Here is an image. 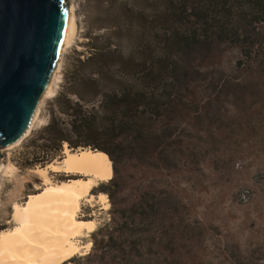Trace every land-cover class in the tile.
<instances>
[{
  "label": "rangeland",
  "instance_id": "obj_1",
  "mask_svg": "<svg viewBox=\"0 0 264 264\" xmlns=\"http://www.w3.org/2000/svg\"><path fill=\"white\" fill-rule=\"evenodd\" d=\"M224 1L66 0L77 28L59 56L53 91L43 99L28 135L0 148V232L13 228V206L44 187L37 169L60 165L65 151L91 150L64 143L51 163L22 164L31 136L56 114L55 98L65 93L76 100L73 93H79L91 99L88 104H97L84 88L71 85L90 72L78 59L101 50L104 55L95 60L109 71L149 78L170 75L165 62L181 59L187 68L178 90L183 108H169L163 125L146 123L168 144L158 155L159 169L149 158L153 139L128 132L127 141L142 140L141 148L131 145L136 148L122 162L119 184L111 189L113 200L96 191L106 183L97 181L79 201L76 219L96 224L73 239L87 247L58 264H264V75L259 67L236 70L239 47L229 41L206 38L180 56L166 41L176 28L205 34L208 26L186 15L201 4L209 9L208 25H220ZM260 27L264 31V24ZM112 137L108 132L100 141ZM47 176L52 183L83 178L49 168ZM139 196L146 201L145 210L137 212L128 247H121L112 234L122 220L117 211ZM100 228L104 231L96 241L113 235L110 251H93L92 233Z\"/></svg>",
  "mask_w": 264,
  "mask_h": 264
},
{
  "label": "trees",
  "instance_id": "obj_2",
  "mask_svg": "<svg viewBox=\"0 0 264 264\" xmlns=\"http://www.w3.org/2000/svg\"><path fill=\"white\" fill-rule=\"evenodd\" d=\"M199 6L194 8L193 13L186 15L207 25L208 29L205 34L197 31L187 34L176 28L166 39L175 53L180 56L194 50V46L199 47L206 38L222 39L239 47V59L235 62L236 70L247 71L252 67H259L264 75V31L260 27L264 24V0L241 2L225 0L221 5L223 9L218 26L208 25L209 16L206 12L209 9L205 10L202 4ZM172 12L174 13V10ZM102 55L104 54L101 50L95 49L85 59H78V64L81 67L87 65L90 72L85 73V76H78L71 82L73 86L84 88L85 92H88L86 94L97 104H88L91 99H85L79 93H73L76 100L70 99L65 93L55 98L58 103V107H55L56 114L54 113L47 124L31 136L22 164L25 166L49 164L55 157L61 155L64 143L74 149L90 147L91 151L102 152L110 162L112 177L105 184L97 186L96 191L106 193L109 199L113 200L111 189L119 184L118 176L122 170V162L135 151L136 147L131 145L141 148L140 145L143 143L139 139L127 141L128 132L132 131L138 138H144L147 133L153 139V151L149 158L156 166L155 169H159L157 162L161 158L158 155L168 147V144L161 141L157 130H147L146 123L151 122L155 127L160 123L163 125L162 121L169 108L182 107L178 90L187 68L181 59H173L171 62H165V68L171 70L170 75H159L154 78L145 75L134 77L117 71L112 72V69L109 71L110 67L97 63L95 58H101ZM129 60L132 61L133 58L130 56ZM150 86L153 90L147 89ZM61 98L64 102L60 101ZM108 132L113 134L112 140L101 142V136ZM154 165L152 167H155ZM166 166L168 168L170 165ZM145 202L144 197L139 196L131 206H123L117 211L122 220L112 234L120 242L121 247H128V240L134 234L136 220L140 218L137 212L145 210ZM111 205L115 208L113 201ZM103 229L92 233L94 236L92 247L95 252L111 250L113 235H101L99 241L95 239L98 233L104 231Z\"/></svg>",
  "mask_w": 264,
  "mask_h": 264
},
{
  "label": "bare ground",
  "instance_id": "obj_3",
  "mask_svg": "<svg viewBox=\"0 0 264 264\" xmlns=\"http://www.w3.org/2000/svg\"><path fill=\"white\" fill-rule=\"evenodd\" d=\"M76 21L72 11L61 52L71 43L76 33ZM59 63V62H57ZM57 64L43 93L26 137L39 120V110L43 99L53 91ZM10 147V146H8ZM2 166L0 167L1 170ZM47 168L54 172L81 175L83 178L68 182L52 183L47 176ZM44 187L37 193L27 196L24 204L14 205L12 212L13 228L0 232V264H58L76 255L80 249L73 240L83 231L95 227L94 220H77L79 201L82 200L97 181H107L111 176L110 162L100 151L81 149L66 152L61 164H49L37 169ZM103 195V194H101ZM104 197H101L103 200ZM91 200V197L88 198Z\"/></svg>",
  "mask_w": 264,
  "mask_h": 264
},
{
  "label": "water",
  "instance_id": "obj_4",
  "mask_svg": "<svg viewBox=\"0 0 264 264\" xmlns=\"http://www.w3.org/2000/svg\"><path fill=\"white\" fill-rule=\"evenodd\" d=\"M66 0H0V148L21 139L57 65Z\"/></svg>",
  "mask_w": 264,
  "mask_h": 264
},
{
  "label": "crops",
  "instance_id": "obj_5",
  "mask_svg": "<svg viewBox=\"0 0 264 264\" xmlns=\"http://www.w3.org/2000/svg\"><path fill=\"white\" fill-rule=\"evenodd\" d=\"M112 176V175H111ZM111 176L109 177V179L111 178ZM109 179H106V180H109ZM100 181V180H99Z\"/></svg>",
  "mask_w": 264,
  "mask_h": 264
}]
</instances>
